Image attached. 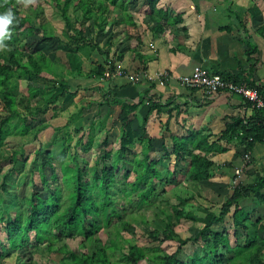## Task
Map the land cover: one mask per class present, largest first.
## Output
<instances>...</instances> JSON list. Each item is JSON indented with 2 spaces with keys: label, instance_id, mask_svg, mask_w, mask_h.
Masks as SVG:
<instances>
[{
  "label": "trees",
  "instance_id": "16d2710c",
  "mask_svg": "<svg viewBox=\"0 0 264 264\" xmlns=\"http://www.w3.org/2000/svg\"><path fill=\"white\" fill-rule=\"evenodd\" d=\"M20 1L0 0L1 11L12 8L17 17L14 25L10 26L12 38L5 41L6 45L15 47L0 48V108L5 112L0 116V150L11 133L28 135L36 129L28 122V113L19 109L22 103V99L18 97L21 81H27L28 97L23 102L26 111L34 118L47 113L51 105L53 109H59L60 104L63 109L69 108L75 104L74 99L81 89L80 85L73 87L70 84L69 76L100 80L104 77L108 64L115 66V62L109 61L105 64H93L86 70L84 57L89 58L94 50H100L98 43L88 38L86 33L92 31V26L99 30L105 27L111 7L120 10V21L128 27H137L133 14L129 11V0H56L66 26L64 38L58 44V48L66 52V68L63 63L41 50L24 52L21 49V39L40 32L33 17L39 18L45 10L37 8L34 15H23L18 8ZM160 1L144 0L143 5L147 6L146 10H152L156 14H160L157 10H169L160 6ZM73 5L79 8L82 16L78 22L73 19L70 10ZM152 17H155L154 14ZM175 20L179 22L180 16ZM85 23L88 24L87 27H84ZM41 29L44 32L42 43L55 39L56 36L53 31H48L46 23L42 22ZM252 52L250 50L248 55ZM222 75L236 82L246 81L249 86L256 88L246 77ZM151 88L138 102L120 97L114 99V103L120 105L117 116L122 131L120 145L114 150L106 137L103 140L105 151L101 157L80 161L77 148L85 143L83 135L76 141L74 150H70L73 135L69 128L72 123L77 133L84 130L82 106L71 115L69 122L56 126V134L61 132L52 143L57 150L42 145L37 149V156L41 158L39 175L49 190L45 195L34 190L26 201L27 206L20 209L17 202L10 205L6 201L2 192L3 189H8L5 184L8 177L5 176L0 186V258L27 247L46 246L49 251L64 252L68 257L59 261L49 258L41 263L30 258L16 264H142L143 260L151 264H264V238L259 234V230L264 229V218L255 217V213L264 211V174L259 175L251 184H244L242 181L235 184L230 197L215 211L202 204L196 207L197 210L188 209L196 196L193 193L178 203L161 199L167 192L165 185L172 184L174 180L175 172H167L165 177L162 172L164 167H169L172 156L178 163L186 158L187 153H191L190 167L183 172L182 177L196 183L212 177V170L216 165L212 156L227 152L228 144L243 146L246 155H251L256 143L264 142V109L255 107V114L249 118L233 117L226 123L225 130L212 141L211 136L196 131L189 132L188 136H179L167 126L166 133H169L173 141L172 150L169 151L165 146L162 159L152 160L150 151L153 138L149 136L146 124L154 110L157 109L159 113L160 104L147 95ZM260 94L264 98L261 92ZM108 97L106 95L99 105L110 103ZM33 100L37 106L33 105ZM146 102L150 103V110L137 129L134 127V120L138 109ZM105 122L104 117L100 119L98 126L103 127ZM95 124L94 121L89 127L94 129ZM49 125L38 126L34 134ZM92 142L93 137L86 144ZM137 145L141 146L140 153ZM60 151L69 159L60 158L62 178L52 187L47 169H51L52 180H58L53 161ZM15 153V163L19 160L27 161L24 148ZM19 154L21 159L18 158ZM23 165L22 161L20 166ZM36 165L35 163L34 166L37 167ZM158 184L164 186L162 190L158 188ZM244 198H251L252 201L255 199L256 206L252 209L247 207L248 203H243L246 201ZM122 202L135 203L139 210H153L154 219L149 225L150 230L146 232L150 242L156 243L155 246L139 245L128 236L136 233V227L127 218L128 210ZM230 214L233 217V228L216 229L215 226L224 222ZM138 219L134 218L135 221ZM182 219L197 224L199 230L195 236L183 238L177 234L175 228ZM140 220L143 224H148L145 216H141ZM67 239L75 240L78 250L70 249ZM164 240H176V250L170 253L165 251L162 247ZM190 242H193L191 253L185 250ZM58 243L62 245L58 246Z\"/></svg>",
  "mask_w": 264,
  "mask_h": 264
},
{
  "label": "crops",
  "instance_id": "0c3cea01",
  "mask_svg": "<svg viewBox=\"0 0 264 264\" xmlns=\"http://www.w3.org/2000/svg\"><path fill=\"white\" fill-rule=\"evenodd\" d=\"M160 6L169 10H157L160 14L152 13V10H129L136 28L120 21V10H109L105 27L99 30L92 26V31L86 33L98 43L100 50H94L89 58L84 57V63L113 61L130 71L146 69L156 73L167 70L172 78L165 85L145 81L134 83L125 77L68 78L73 87L81 86L73 105L81 99L82 107H99L105 95L109 96L111 106L117 97L138 102L152 87L147 95L160 104L159 113L154 110L146 124L149 136L153 138L152 160L162 159L165 146L172 150L173 141L166 133L167 126L179 136L196 131L211 136L212 141L233 117L249 118L255 114V107L239 94L223 91L210 97L199 88L183 85L179 77L190 74L195 66L200 65L211 73L246 77L264 96V0H161ZM177 16L181 18L179 22L175 20ZM250 50L253 52L249 56ZM149 110L148 102L140 106L134 120L135 128L139 129ZM227 146V152L212 156L216 163L212 177L192 182L195 186L193 194H200L198 197L206 203L200 204L214 211L218 208L213 207L212 202H218L220 207L232 194L233 176L237 171H241L239 181L244 184H251L264 174V142L256 143L249 156L243 146L235 143ZM190 154L178 163L172 156L169 168L164 167L166 172H176L173 178L181 176L180 172H186L190 167ZM243 200L251 209L256 206L255 199ZM260 216L264 218V211L255 213V217ZM233 225L230 214L215 228L232 229ZM259 234L264 238V229L259 230ZM262 259L264 261V253Z\"/></svg>",
  "mask_w": 264,
  "mask_h": 264
},
{
  "label": "rangeland",
  "instance_id": "374dc122",
  "mask_svg": "<svg viewBox=\"0 0 264 264\" xmlns=\"http://www.w3.org/2000/svg\"><path fill=\"white\" fill-rule=\"evenodd\" d=\"M130 1V9L131 10H146L145 5H143L144 0H129ZM18 8L21 10L23 15H34V11L38 9H43L45 12L43 15H40L39 18L36 16L33 17V21L36 24L37 28L40 29V32L36 33L30 37H24L20 41V47L24 52H35L41 50L45 52L48 56L52 59H56L59 62L63 63L67 68V55L64 50L58 48L59 42L64 38V30H65V23L61 17L59 12V8L56 6V0H21L18 3ZM2 9H0L1 11ZM71 13L74 20L77 22L81 19V13L79 8L75 5L71 7ZM111 10H118L113 9ZM109 16V14H108ZM46 23L48 31H53L54 35L56 36L55 39L48 43H42L41 38L43 37V29H41V24ZM79 25V23H78ZM87 23L84 24V27H87ZM9 48H14V45H7ZM93 64L92 62L86 63L85 68L89 70ZM27 92V81L23 80L20 84L19 90V99H22V103L19 105V109L21 112L28 113V122L32 125V128H36L41 126L42 124H50L44 130L36 132L33 130L28 135H21L18 133H11L6 138L4 145L0 150V186L3 184L5 176L8 177L5 184L8 186V189H3L2 192L6 197V201L12 205L14 202L18 203L19 208H23L26 205V201L28 198L31 197V194L34 190L40 191L43 195H45L49 188L47 185H44L41 181L39 175V164L41 162V158L37 156V149L42 145L45 148L57 150L55 144H52L56 135L60 136L61 132L56 134L55 127L56 126H63L67 122H69L71 115L80 108L81 103L78 99L77 105H70L69 108L63 109V106L60 104L58 105L59 109H53V106H50V109L45 114H39L36 118H34L28 111H26L25 103L23 100H26L28 97ZM106 96V95H105ZM110 100V99H109ZM33 105L37 106L35 100H33ZM102 107V108H101ZM89 108V111L86 109ZM112 108V109H111ZM120 106L118 104H113L111 106L110 103H103V105H99L97 107L92 108V106L83 107L82 112V122L84 130L80 133L75 131V126L72 123L71 127L69 128L72 132L73 139L71 140V152L74 150L76 141L83 135L84 142L83 144L78 146V151L80 154V161L85 160H92L98 157H101L105 151V146L103 145V140L107 137L114 150L119 148V142L121 137V122L118 120L117 115ZM101 110L98 114L96 113L97 110ZM5 114L2 108H0V116ZM106 118L105 125L103 127L98 126V122L102 118ZM96 122L95 128L89 127L92 122ZM38 134V135H37ZM37 135V137H36ZM93 137V142L91 144L87 143L89 139ZM22 148L26 150V160H19L15 163V151H19ZM138 152L140 153L141 146H136ZM70 154V153H69ZM72 154V153H71ZM71 156V155H70ZM141 157V154H139ZM18 158H22L19 154ZM60 158L69 159V157L63 152H59L57 157L54 159V167L57 170L58 180H52V173L50 167L47 169V177L50 180V184L53 187L57 181L62 178V172L60 171L61 160ZM24 163L23 167L20 165ZM19 163V164H18ZM37 164L35 167L34 164ZM169 168V167H168ZM163 176L167 175L165 168H163ZM181 176L175 177V181L172 184H166L167 192L161 196V199H167L173 203H178L181 199L189 198L195 186L192 182H189L187 178H183V172H180ZM175 175L177 173L175 172ZM236 176H233V185H235ZM178 180V181H177ZM239 181V177L237 179ZM237 184V183H236ZM162 184H158V188L160 190L163 189ZM211 195V194H210ZM119 200V199H118ZM123 205L128 210L127 218H130L133 221V224L136 227L135 234H128L130 238H132L135 242L142 246H155L156 243L150 242L147 236V230H150V223L154 219V212L152 209H141L139 210L136 207L135 203L125 204L122 202ZM193 204H189L188 209L197 210L196 207L200 203H204V200L200 199V197H193L192 200ZM211 205L215 208H219V203L212 202ZM141 216H145L148 220V224L145 225L140 220ZM139 218L137 221L134 218ZM220 228V226H217ZM218 229V228H216ZM177 234L185 237L195 236L198 233V226L197 224L193 223L192 221H188L182 219L180 224L175 228ZM67 244H69L70 249H77L78 250V243L75 240L67 239ZM58 246H61L62 243H58ZM178 242L176 240H164L162 247L167 252H173L176 250ZM185 250L189 253L193 250V242H190L185 246ZM68 255L64 252H51L47 249L46 246H36L33 248L27 247L24 250L14 252L10 255H7L3 258H0V264H16L23 260H28L33 258L35 262H43L47 259L52 260H62L63 258H67ZM142 264H151L150 262L143 260Z\"/></svg>",
  "mask_w": 264,
  "mask_h": 264
},
{
  "label": "built area",
  "instance_id": "2783aa9c",
  "mask_svg": "<svg viewBox=\"0 0 264 264\" xmlns=\"http://www.w3.org/2000/svg\"><path fill=\"white\" fill-rule=\"evenodd\" d=\"M117 77L128 78L134 83L145 81L165 85L172 78V75L167 70L158 71L156 73H152L146 69L130 71L119 62L115 63L114 67L108 64L102 79H114ZM179 81L187 87L201 89L206 96L210 97L223 91L239 94L254 107L264 109V98L257 88L249 86L245 81L236 82L221 74L211 73L200 65L195 66L190 74L180 76ZM240 172L241 171L236 172L238 176L234 182L235 184L239 182L237 179Z\"/></svg>",
  "mask_w": 264,
  "mask_h": 264
},
{
  "label": "clouds",
  "instance_id": "9594fccd",
  "mask_svg": "<svg viewBox=\"0 0 264 264\" xmlns=\"http://www.w3.org/2000/svg\"><path fill=\"white\" fill-rule=\"evenodd\" d=\"M16 20V13L12 8L0 11V48L7 47L5 41L12 38V28L10 26L14 25Z\"/></svg>",
  "mask_w": 264,
  "mask_h": 264
}]
</instances>
